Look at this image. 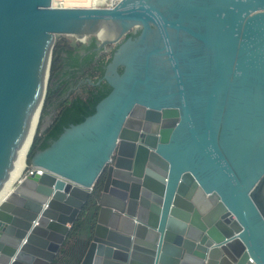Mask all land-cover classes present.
I'll return each instance as SVG.
<instances>
[{"label":"water","instance_id":"1","mask_svg":"<svg viewBox=\"0 0 264 264\" xmlns=\"http://www.w3.org/2000/svg\"><path fill=\"white\" fill-rule=\"evenodd\" d=\"M60 36L117 46L98 81L111 92L27 154L0 204V264H51L91 202L80 264H264V0H0V198Z\"/></svg>","mask_w":264,"mask_h":264},{"label":"trees","instance_id":"2","mask_svg":"<svg viewBox=\"0 0 264 264\" xmlns=\"http://www.w3.org/2000/svg\"><path fill=\"white\" fill-rule=\"evenodd\" d=\"M131 36L132 34L129 33L125 38ZM94 47H96V38L92 39L86 50ZM116 47L111 52L101 54L96 59L97 52L82 56L76 52L79 47H73L67 38L60 36L57 39L53 50L43 109L29 148L28 165L31 156L36 151L47 148L51 141L57 139L67 127L81 123L88 116L94 114L99 102L111 92V87L106 81L103 80L101 83H98V81L102 78L105 66L110 61ZM121 71L122 69H120ZM78 72L82 74L83 78L87 77L89 81L70 90L71 87L75 86L73 79ZM51 110L55 112L52 123L46 129H43L45 117L50 114ZM92 203H89L79 214L57 257L51 264L81 263L94 224Z\"/></svg>","mask_w":264,"mask_h":264},{"label":"flooded vegetation","instance_id":"3","mask_svg":"<svg viewBox=\"0 0 264 264\" xmlns=\"http://www.w3.org/2000/svg\"><path fill=\"white\" fill-rule=\"evenodd\" d=\"M92 39L93 38H88L85 41H77V40H73V39H68V40L72 44L73 47H79L76 50V52L80 53L82 56H84V54H87V53L97 52L98 55L96 56V59H98L101 56V54L111 52L112 49L114 48V46L113 47L107 46V47H104L102 49H99V43L96 39V47L86 50V47L91 43ZM100 80H101V78H100ZM86 81H89V79L87 77L83 78L82 74H80L78 72L76 77L73 79L75 86L71 87L70 90L74 89V87L79 86ZM51 112H54V111L51 110L50 113ZM152 125H153V122H152ZM146 135H148V132L146 133ZM135 155H136L135 159L138 160V167H140L142 165L143 160L147 159V156L144 154L143 151L139 152V150H136Z\"/></svg>","mask_w":264,"mask_h":264},{"label":"built area","instance_id":"4","mask_svg":"<svg viewBox=\"0 0 264 264\" xmlns=\"http://www.w3.org/2000/svg\"><path fill=\"white\" fill-rule=\"evenodd\" d=\"M120 0H85L74 3H68L66 0H53V6L56 7H108L112 8L118 4ZM39 173L42 171L37 170ZM33 172V169H27L24 176H27Z\"/></svg>","mask_w":264,"mask_h":264},{"label":"bare ground","instance_id":"5","mask_svg":"<svg viewBox=\"0 0 264 264\" xmlns=\"http://www.w3.org/2000/svg\"><path fill=\"white\" fill-rule=\"evenodd\" d=\"M79 0H66V2L68 3H74V2H78ZM40 109V107H39ZM39 109L37 110V114H36V117H35V120H34V125H33V130H32V133H31V136H30V139H29V142L27 144V147L25 149V156H24V162H23V167L21 169V172H20V175L19 177L17 178V180L9 187V189L3 194V196L0 198V204L11 194V192L13 191L14 187L16 184H18V182L23 178H21L23 172L26 171V169H31L29 168L28 166H26V157H27V154H28V151H29V148L31 146V142L33 140V137L35 135V132L37 130V127H38V124H39V119H40V111Z\"/></svg>","mask_w":264,"mask_h":264},{"label":"rangeland","instance_id":"6","mask_svg":"<svg viewBox=\"0 0 264 264\" xmlns=\"http://www.w3.org/2000/svg\"><path fill=\"white\" fill-rule=\"evenodd\" d=\"M59 38V37H58ZM64 38H67V39H69V37H64ZM98 41V40H97ZM114 45H112V46H110V47H113ZM109 47V46H108ZM26 171H27V169H26ZM26 171L25 172H23V174H22V176H21V178L22 177H24V175H25V173H26ZM16 186V185H15Z\"/></svg>","mask_w":264,"mask_h":264}]
</instances>
